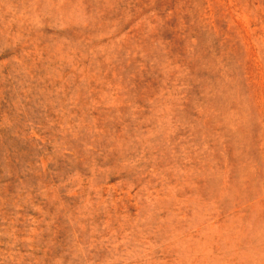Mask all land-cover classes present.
<instances>
[{
	"label": "rangeland",
	"instance_id": "rangeland-1",
	"mask_svg": "<svg viewBox=\"0 0 264 264\" xmlns=\"http://www.w3.org/2000/svg\"><path fill=\"white\" fill-rule=\"evenodd\" d=\"M0 264H264V0H0Z\"/></svg>",
	"mask_w": 264,
	"mask_h": 264
}]
</instances>
